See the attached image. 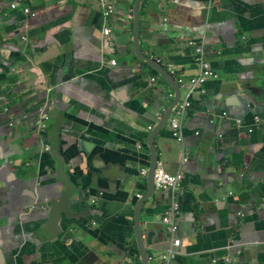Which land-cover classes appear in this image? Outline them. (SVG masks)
Returning <instances> with one entry per match:
<instances>
[{"label":"crops","instance_id":"1","mask_svg":"<svg viewBox=\"0 0 264 264\" xmlns=\"http://www.w3.org/2000/svg\"><path fill=\"white\" fill-rule=\"evenodd\" d=\"M136 1L105 20L101 0H0V264H144L145 199V248L164 264L173 192L146 198L143 175L157 129L159 163L185 173L174 264H264V0L141 1V54L178 82L201 73L190 44L204 45L219 77L192 97L137 55Z\"/></svg>","mask_w":264,"mask_h":264},{"label":"built area","instance_id":"2","mask_svg":"<svg viewBox=\"0 0 264 264\" xmlns=\"http://www.w3.org/2000/svg\"><path fill=\"white\" fill-rule=\"evenodd\" d=\"M102 10H103V16L104 19L107 20L110 18L116 11V6L113 2V0H101ZM18 4L14 3L11 5V8L13 10L18 8ZM23 13L35 17L36 14L31 11L30 8H25L23 10ZM111 33V30L108 27H105L103 29V34L105 37H109ZM191 46L196 48L197 54L199 56V61L201 65V73L197 76L192 77L189 81H186L185 79L180 78L179 83L184 86H189L190 91V97L195 94L196 91L202 90L203 93H205L204 87L208 83V81L213 79H218V74L213 69L211 63L206 59L205 51H204V45L200 44L196 41H191ZM113 65H116V61H112ZM169 71L172 75L177 77V70L175 65H170ZM156 81V79H154ZM174 94H172V97ZM186 101V104L180 108H178V117H175L172 120L171 128H172V135L174 139H176L179 143L184 142V129L183 125L181 123L180 117L186 113V110L191 108L193 106L192 101L190 100ZM227 115V113H226ZM39 120L37 122V129L39 131H44L47 128V124L50 120V112L48 104H45L39 108ZM239 124H243L242 120H239ZM11 126L13 123L10 124ZM151 129V128H150ZM253 130L250 129V133H252ZM199 135V134H198ZM188 153H190L188 151ZM189 154L185 158L184 162L189 161ZM149 171L144 170L143 175L148 176ZM185 182V173L180 172L177 175L168 173L163 163H159L158 167L156 169L155 174V185L157 190H164V191H172L173 192V203L171 207L166 211L164 216V223L168 228V231L171 235V247L168 251V253L163 257L164 264H174V262L178 259L180 256V249L182 248L183 241L180 237V223H179V217L181 214V203L179 202V198L181 196V192H183V185ZM234 194L231 193V196ZM98 201L94 200L93 203H97ZM153 260V259H152Z\"/></svg>","mask_w":264,"mask_h":264},{"label":"water","instance_id":"3","mask_svg":"<svg viewBox=\"0 0 264 264\" xmlns=\"http://www.w3.org/2000/svg\"><path fill=\"white\" fill-rule=\"evenodd\" d=\"M143 0H137L134 6V15H135V28H136V33H135V42H136V53L137 55L140 57V59H143L145 61H147L152 67H154L156 70L159 71V73H161L163 75L164 78H166L171 84L172 86L175 88L176 92H180V84L178 82V80L174 77V75H172L169 70L162 65V63H159V61H157V59H147L146 57H144L141 54V50H140V21H141V14L139 13V7H140V3ZM180 97V96H179ZM178 101V100H177ZM176 104H178V102H176L173 107L170 109V111L168 112L165 121H163L161 123V128L167 124V120L170 118V116L172 115L173 110L175 109V107L177 106ZM37 131L39 132V134H43L46 132V129L44 131H39L37 129ZM158 136V129L157 131L155 130L149 139V146L151 147V151H152V155H153V164L151 167V171L149 172V183H150V191L149 194L146 196V198L148 196H150L151 194H154L156 192V185H155V174H156V169L158 167V163H159V158H158V151L156 149V139ZM14 146V145H12ZM47 151L50 150V148H48V146L46 147ZM146 200V199H145ZM145 200H141L138 204L137 210H136V232H137V238L140 244V249H141V253H142V258H143V262L144 264H151L150 262V255L149 253L146 251L145 248V243H144V237H143V233H142V227H141V208L144 204ZM94 201V200H93ZM96 204V203H94Z\"/></svg>","mask_w":264,"mask_h":264},{"label":"clouds","instance_id":"4","mask_svg":"<svg viewBox=\"0 0 264 264\" xmlns=\"http://www.w3.org/2000/svg\"><path fill=\"white\" fill-rule=\"evenodd\" d=\"M170 72V71H169ZM175 77V76H174Z\"/></svg>","mask_w":264,"mask_h":264}]
</instances>
